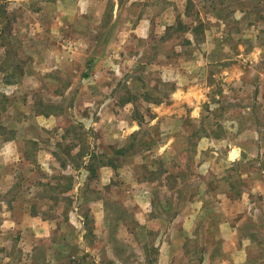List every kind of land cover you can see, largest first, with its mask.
<instances>
[{
    "label": "rangeland",
    "instance_id": "rangeland-1",
    "mask_svg": "<svg viewBox=\"0 0 264 264\" xmlns=\"http://www.w3.org/2000/svg\"><path fill=\"white\" fill-rule=\"evenodd\" d=\"M0 264H264V0H0Z\"/></svg>",
    "mask_w": 264,
    "mask_h": 264
}]
</instances>
